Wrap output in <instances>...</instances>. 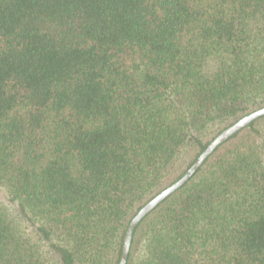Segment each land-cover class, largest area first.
I'll list each match as a JSON object with an SVG mask.
<instances>
[{
	"label": "trees",
	"instance_id": "trees-1",
	"mask_svg": "<svg viewBox=\"0 0 264 264\" xmlns=\"http://www.w3.org/2000/svg\"><path fill=\"white\" fill-rule=\"evenodd\" d=\"M263 106L264 0H0V264H118ZM126 264H264V115Z\"/></svg>",
	"mask_w": 264,
	"mask_h": 264
},
{
	"label": "water",
	"instance_id": "water-1",
	"mask_svg": "<svg viewBox=\"0 0 264 264\" xmlns=\"http://www.w3.org/2000/svg\"><path fill=\"white\" fill-rule=\"evenodd\" d=\"M263 115L264 106L244 115L231 125L224 128L219 134L215 136L213 140H211V142L206 146V148L200 153V155L195 159V161L179 179H177L175 182L161 190L158 194H156L153 198L147 201L137 211V213L130 219L126 227L123 241V250L118 264H126L131 237L134 232V229L139 224V222L165 198H167L169 195H171L173 192L183 186L219 144L226 141L233 134H235L236 132L250 124L252 121Z\"/></svg>",
	"mask_w": 264,
	"mask_h": 264
},
{
	"label": "rangeland",
	"instance_id": "rangeland-1",
	"mask_svg": "<svg viewBox=\"0 0 264 264\" xmlns=\"http://www.w3.org/2000/svg\"><path fill=\"white\" fill-rule=\"evenodd\" d=\"M214 66H215L214 61L210 60V62L208 63V68H210V70H212L214 68ZM0 209L8 214L12 223L17 225L18 227L23 228L20 225V223H18V222H20L18 220V218H19V216H18V205L15 201H12L10 199L7 191L2 186H0Z\"/></svg>",
	"mask_w": 264,
	"mask_h": 264
}]
</instances>
